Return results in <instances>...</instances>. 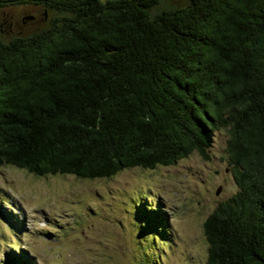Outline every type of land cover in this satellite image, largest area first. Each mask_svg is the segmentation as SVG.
<instances>
[{
    "label": "trees",
    "instance_id": "16d2710c",
    "mask_svg": "<svg viewBox=\"0 0 264 264\" xmlns=\"http://www.w3.org/2000/svg\"><path fill=\"white\" fill-rule=\"evenodd\" d=\"M161 1L0 0L60 14L0 41V167L111 178L207 160L227 130L237 191L203 223L207 264H264V0Z\"/></svg>",
    "mask_w": 264,
    "mask_h": 264
},
{
    "label": "rangeland",
    "instance_id": "374dc122",
    "mask_svg": "<svg viewBox=\"0 0 264 264\" xmlns=\"http://www.w3.org/2000/svg\"><path fill=\"white\" fill-rule=\"evenodd\" d=\"M184 4L162 0L153 13ZM59 17L36 5L0 7V41L30 37ZM228 138L214 133L207 160L193 152L103 179L1 166L0 264H207L203 223L237 191Z\"/></svg>",
    "mask_w": 264,
    "mask_h": 264
},
{
    "label": "water",
    "instance_id": "95a60500",
    "mask_svg": "<svg viewBox=\"0 0 264 264\" xmlns=\"http://www.w3.org/2000/svg\"><path fill=\"white\" fill-rule=\"evenodd\" d=\"M32 19V17L30 16V17H26V18H24V20H31ZM217 194H218V192H217Z\"/></svg>",
    "mask_w": 264,
    "mask_h": 264
}]
</instances>
